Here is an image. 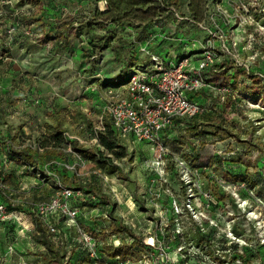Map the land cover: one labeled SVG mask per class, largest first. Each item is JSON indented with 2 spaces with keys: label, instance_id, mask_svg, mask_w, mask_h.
Returning <instances> with one entry per match:
<instances>
[{
  "label": "rangeland",
  "instance_id": "1",
  "mask_svg": "<svg viewBox=\"0 0 264 264\" xmlns=\"http://www.w3.org/2000/svg\"><path fill=\"white\" fill-rule=\"evenodd\" d=\"M131 3L0 0V141L13 156L0 264H73L72 247L34 208L59 184L80 190L73 203L100 246L130 248L125 264H226L233 243L240 255L246 246L233 264H264V0ZM211 48L225 104L201 135L178 128L159 164L156 146L113 130L103 109L128 71L149 66L150 54L174 65ZM237 70L244 73L229 94L227 76ZM201 145L209 154L198 162L192 148Z\"/></svg>",
  "mask_w": 264,
  "mask_h": 264
},
{
  "label": "built area",
  "instance_id": "2",
  "mask_svg": "<svg viewBox=\"0 0 264 264\" xmlns=\"http://www.w3.org/2000/svg\"><path fill=\"white\" fill-rule=\"evenodd\" d=\"M149 56L150 65L131 72L127 83L105 105L103 113L110 118L115 131L122 138L156 146L155 158L161 164L168 152L164 135L175 126L182 125L180 119L204 113L215 104L211 97L202 96L206 98L205 101L198 98L202 90L216 91L211 71L217 63V54L214 49H207L200 56H182L174 65L172 59L167 61L161 55ZM226 89L229 90L228 87ZM171 136L168 135L169 138ZM34 147L40 149V145L35 144ZM4 187L5 181L1 178L2 222L13 218V211L3 193ZM79 191L59 184L56 195L35 203V212L42 218L49 233L63 245L73 248L81 244L95 264H113L100 261L97 240L80 223L79 218L84 220L86 217L85 210L73 203ZM74 228L78 230V236L74 234Z\"/></svg>",
  "mask_w": 264,
  "mask_h": 264
},
{
  "label": "trees",
  "instance_id": "3",
  "mask_svg": "<svg viewBox=\"0 0 264 264\" xmlns=\"http://www.w3.org/2000/svg\"><path fill=\"white\" fill-rule=\"evenodd\" d=\"M128 2H132V0H127ZM133 5V3H131ZM92 45H96L95 43L92 42ZM218 62L215 64V66H218ZM125 68H123L122 70L120 71H124ZM133 70H130L128 71L127 75H128V80H129V77H130V74ZM119 73V72H118ZM243 70H237L235 71L234 73L232 74H228V82H227V87H228V91L227 93L229 92V94H233L235 92V89L234 86L239 82L237 80V78L240 76V75H243ZM211 75L214 77L215 76V69H213L211 71ZM216 77V76H215ZM127 80V81H128ZM216 80H218L216 78ZM215 78L213 79V81L215 82L216 81ZM233 81V82H232ZM127 82L123 83V84H126ZM240 83V82H239ZM224 85V84H222ZM123 87V86H122ZM235 89V90H234ZM218 92V96H214L216 94V91L214 90L213 92H208V91H205V90H202L199 95H201V97L198 98V100H204V98H202V96L204 97H211L214 99V102L215 104L212 105L210 107V109L206 110L204 113H201V114H197L193 117H188V118H183V119H180L179 122L183 123L182 125L180 126H175L174 128H172V130H170L168 132V134L166 133L164 135L165 137V144H166V141L167 140H172V141H177V139L179 138V136L176 135V130L178 128H183L185 130L186 133H188L191 137H198L199 135L202 134V132H204L201 128V125L204 124V122L206 121V119H211V115H212V112L215 110L216 107L218 106H222L223 107V103L221 101V95L222 93L217 91ZM221 101V105L217 104V102H220ZM214 126V124H213ZM216 126V125H215ZM113 128V127H112ZM217 129H222V126L221 125H218L216 126ZM113 130L115 131V129L113 128ZM111 134V132L109 133ZM171 134V138L168 137V135ZM175 135V136H174ZM4 141V140H3ZM102 144L108 148V149H113L114 146H115V142L110 139V137H105L103 136L102 137ZM203 141V140H202ZM7 143L6 140L5 142H1L0 141V179L2 178L4 181L8 178L10 172H9V168H10V164H11V160H13V156H12V149L9 145V143ZM201 149H199L198 151H196V148L197 146L193 147L192 148V155L194 156V159L195 160H198V162H202L203 159L206 158V156H208L207 154H209L208 151H206V149H204V147L201 145L200 146ZM76 148V146H75ZM203 148V149H202ZM84 152H87L89 153L88 150H82ZM167 155L168 154H165L164 157L167 158ZM167 170H168V167H167ZM165 171H166V168H165ZM237 174V173H236ZM238 175V174H237ZM262 175V174H261ZM239 177L243 176L245 179L247 178L246 176V173L245 174H239L238 175ZM261 176L260 174H258V177L257 179H260ZM257 179H254V180H257ZM256 183V181L254 182ZM186 185V183H185ZM69 187H72L74 188L73 186H69ZM74 189H78V188H74ZM83 205V204H82ZM9 208L12 209V207L9 205ZM192 218V216H191ZM80 220V223H82V217L79 218ZM193 220V218H192ZM208 240V236L207 238H205ZM135 242V241H134ZM46 243V246L49 247L50 246V243L48 244V242H45ZM97 244H98V248L101 252V258H100V261L102 263L104 262H111L113 264H125V261H128L132 256V254H134L133 252H130V248L129 247H126V248H119L118 246L117 247H113V246H107V245H101L100 246V243L97 241ZM149 247L151 246L150 244H147ZM233 248H236V250H234L233 252V255L231 254L232 257H230L228 260H226V264H233V261H235L236 259H241L243 256H244V248H246V246H242L241 249H242V253L241 255L239 254V245L238 244H234L233 243ZM73 252L71 254V257H70V261L73 263V264H77V263H81V264H84L85 261H88L90 260L91 258L89 257L86 249L84 247H82L81 244H76L73 248ZM227 253V252H225ZM239 255L241 257H239ZM84 256L85 258V261H82V257ZM243 262V261H242Z\"/></svg>",
  "mask_w": 264,
  "mask_h": 264
}]
</instances>
